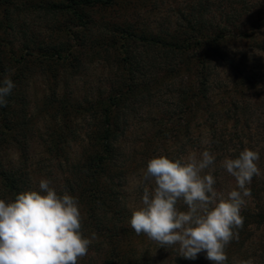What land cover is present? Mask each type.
Returning <instances> with one entry per match:
<instances>
[{"label": "trees", "instance_id": "16d2710c", "mask_svg": "<svg viewBox=\"0 0 264 264\" xmlns=\"http://www.w3.org/2000/svg\"><path fill=\"white\" fill-rule=\"evenodd\" d=\"M127 1L68 0L55 7L70 19L65 29L61 24L59 33L72 36L74 29L88 33L98 27L113 28L98 41L100 48H111L122 57L128 55L132 40L139 41L148 52L156 54L161 66L152 67L155 75L145 73L139 83L133 58L125 56L118 61L125 77L106 97L99 95L96 101L75 104L70 97L59 102L54 93V99L44 104L42 112L52 113L50 122H60L54 124L44 143L48 152L63 160V145L79 141L83 149L72 164L65 158L71 164L66 182L69 198L64 195L58 201L66 200L71 205L64 219L68 226L61 232H43L40 242L56 236L68 239L69 264H90L87 258L92 250L96 254L93 264H264V150L260 148L264 136L257 134L260 124H254L253 115L258 107L264 109V103L256 105L249 100L261 85L255 83L254 74H248L242 66L234 69L233 61L220 54L229 43L258 41L254 49H264L260 48L264 47V39H260V35L264 37V13L259 14L256 27L235 35L226 28L208 25L205 18L212 5L207 7L208 2L201 0L194 5L203 11L190 18L181 16L183 26L179 24L176 33L164 37L141 33L124 23L94 24L87 15L88 10L109 12L120 4L126 8ZM8 2L0 0V196L3 200L10 198L11 203L7 217L0 222V264H33L32 237L36 233L31 226L38 217V202L27 168L26 146L33 131L30 127L36 124L27 102L28 74L35 63L45 68L70 64L68 56L74 51L42 44L38 46L37 60L30 59L28 48L27 53L17 57L4 36L5 30L13 28L6 15ZM82 42L79 41L80 48L84 47ZM217 61L234 69L236 77L215 110L212 76ZM182 75L188 76V81L181 83L187 87L180 90L174 108L180 124L167 130L165 121L159 122L164 128L146 137L139 158L140 154L130 147L133 137L127 134L126 113L143 93L149 96L154 89L159 91L182 79ZM79 121L89 126L85 135L77 134ZM181 134L185 144L179 140ZM176 144H180L179 150L173 152ZM189 146L197 160L195 167L185 169L180 151H187ZM11 147H19L22 163L6 164L5 154ZM154 163L160 168L151 171ZM201 166L204 176L213 170V181L209 183L214 186L200 177L202 173L196 168ZM144 170L157 174L154 193L147 200L152 210H162L156 220L137 215L136 207L128 201L130 194L125 192L129 176ZM223 182L232 183V190L216 200L210 192ZM146 188L142 186L140 191ZM78 204L83 217L75 213ZM185 209L190 219L203 216L208 223L217 222L218 228L213 226L204 238L176 236L175 229L183 225L181 212ZM148 238H153L155 245L148 244ZM79 254L84 258L80 259Z\"/></svg>", "mask_w": 264, "mask_h": 264}, {"label": "rangeland", "instance_id": "374dc122", "mask_svg": "<svg viewBox=\"0 0 264 264\" xmlns=\"http://www.w3.org/2000/svg\"><path fill=\"white\" fill-rule=\"evenodd\" d=\"M197 1L201 0H128L126 8L120 4L117 9L109 12L88 10L87 15L94 24L111 22L119 25L124 23L125 26H134L141 33L158 37L172 36L176 33L177 26L179 24L183 26L184 24L180 19L181 16L190 18L203 11L198 5H194ZM205 1L208 2L207 7L209 3L212 5L205 18L208 25L214 29L221 28L222 30L226 28L227 31L235 35L256 27L255 24L258 22L259 14L264 13V0ZM62 3H68V0H9L7 3L9 11L6 15L8 23L12 24L13 28L12 31L5 30V33L3 32L5 38L11 44L10 48L14 50L12 52L19 58L29 51L32 55L30 59L37 60L40 54L37 51L38 46L42 44L48 48L61 45L68 51H74V55L68 56L69 61H71L70 64L64 66L52 64L47 69L35 63L28 74L27 102L29 104V114L32 116L34 124H36L32 125L34 127H30L33 131H31L29 144L26 146L28 151L27 168L32 175L31 183L35 190V197H37L35 200L38 202V206H36L38 217L31 226V229L36 233L32 237V245L35 249L34 255L31 257L34 261L33 264H69L70 262L68 239L60 240L56 236L57 238L54 237L53 240L46 239L43 243L40 241L44 239L43 232L51 230L61 232L64 227L68 226L64 219L68 216V208L71 205L66 200L64 202L62 199L58 201V198L64 195L67 196L68 170L83 149L79 141H71L62 146L65 158L71 161L70 165L65 161V158L60 160L56 157L55 159L56 155L48 152L44 143L51 136L54 124L59 125L60 122H50L52 121L50 115L52 113L42 112L44 104L54 99V93L59 102L70 97L75 104L83 103L86 100L96 101L99 95L106 97L113 88L118 86L122 77H125L124 67H120L118 64L119 59H124L125 56L126 58H133V69L137 72L135 77L139 80V83L144 80L143 75L145 73H151L154 76L153 72H156L154 69L161 66L156 54L148 52L139 41L132 40L129 43L128 55L123 54L122 57H118V53H115L111 48H100L98 41L102 40L107 34L109 35L107 30L112 29L113 31V28L98 27L88 33L74 29L71 33L72 36L65 35L64 32L59 33L61 24L65 29L70 21L69 17H63L61 12L55 9L56 6H60ZM262 35H260V39H264ZM79 41H84L82 42L84 47H79ZM254 44L256 46L260 42L229 43L225 45L220 54L225 60L233 61L234 69L242 66L245 72L254 74L255 83L260 84L261 87L254 89L249 100L252 104L257 105L264 103V49L258 47L254 49ZM27 48L28 51H26ZM153 63L156 64L152 65ZM163 68L165 69V67ZM228 68L223 61H217L214 64L215 73L212 76V85L215 91L212 94V105L215 110L219 107L217 104L222 102L224 98V91L231 86V79L233 80L236 77L234 69ZM195 79L194 77V81ZM183 80L188 81V76L182 75V79H176L174 83L162 87L159 91L154 89L149 96L143 93L141 97L132 102L133 106L128 110L125 117L129 121L126 130L128 136L133 137L130 140V142H133L130 147L140 154L139 158H142L141 150L146 137H150L155 133L158 134L160 129L164 128L159 125V122L164 120L165 123L163 124L167 126V130H172L174 125L180 124L179 119H177L178 115H174V108L175 103L179 102L180 90L182 87H187V84H181ZM253 115L255 116L254 124H260L257 134L264 136V109L258 107ZM78 129L77 134L85 135L89 130V126L83 121H79ZM204 132H207V130ZM184 137L182 134L179 137L181 144L186 143ZM206 142L207 137H205L203 147L206 146ZM179 145L172 146L173 152L179 150ZM153 148L156 149V147ZM260 148L264 150V143L260 145ZM19 150V147H11L6 152L7 165L10 162L15 165L22 163L23 159H21ZM128 151L131 150L128 149ZM180 152L183 153L180 156L182 166L184 165L185 169L192 167V165L195 167L197 155L191 153V146L188 147L187 151ZM156 164L154 163L153 167L150 168L151 171L160 168L159 165L155 166ZM196 169L202 173L200 177L206 180L209 186H214L209 183L213 177L211 176L213 170H209V175L206 176L205 174L204 176L202 166ZM156 179L157 174L155 175L153 172L148 174L145 170L135 172L128 178L129 183L127 184V191H125L126 194H130L128 201L131 207L132 205L136 207V214H140V216L143 214L142 216L146 219V216H151L156 220L162 214V210H152V207H149L151 205H147V200L154 193ZM164 184L166 185L167 182H164ZM142 186L147 188L140 191ZM231 190L232 183L223 182L222 185H217L210 192V195L217 200L220 196L230 194ZM137 195H139L138 198ZM67 198H69V195ZM10 201L11 199L8 197L3 200V197L0 196V222L8 215ZM184 208L186 207L184 206ZM145 209L147 212H145ZM188 212V209L181 212L184 216L183 225H179L180 227L175 229L176 236L189 235L190 238H204L213 226L218 228L217 222L208 223L206 217L203 216L198 217L196 220L190 219L191 216ZM75 213L79 214V217L83 214L82 207L79 204L76 206ZM147 243L155 245V240L148 238ZM95 255L93 250L88 253V263L93 264L96 261L94 259ZM79 258H84V255L79 254Z\"/></svg>", "mask_w": 264, "mask_h": 264}]
</instances>
